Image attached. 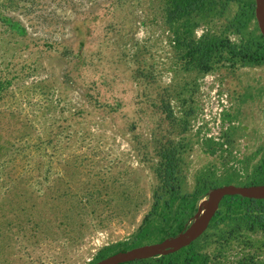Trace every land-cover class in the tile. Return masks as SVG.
Returning <instances> with one entry per match:
<instances>
[{
  "label": "rangeland",
  "instance_id": "rangeland-1",
  "mask_svg": "<svg viewBox=\"0 0 264 264\" xmlns=\"http://www.w3.org/2000/svg\"><path fill=\"white\" fill-rule=\"evenodd\" d=\"M165 2L0 0V264H90L130 243L164 149L177 152L183 193L205 191L190 226L213 190L264 180V63L205 72L174 41L178 30L240 45L262 34L256 8L239 28L231 1L190 31ZM195 241L228 264L264 262V233L237 219Z\"/></svg>",
  "mask_w": 264,
  "mask_h": 264
},
{
  "label": "trees",
  "instance_id": "trees-1",
  "mask_svg": "<svg viewBox=\"0 0 264 264\" xmlns=\"http://www.w3.org/2000/svg\"><path fill=\"white\" fill-rule=\"evenodd\" d=\"M231 1L239 2L242 8L236 15L239 28L247 24L249 18L254 17L256 1L254 0H166L165 12L172 22L187 26L192 31L196 23L192 24L195 16L220 12ZM174 41L184 47L185 59L189 65H195L200 70L209 72L217 63L236 67L237 65H253L264 63V36L258 35L237 45L228 37L204 33L200 38L184 37L175 31ZM160 186L154 193V202L144 216L137 233L129 243L118 242L102 248L94 264L111 254L131 248L157 243L169 237H174L190 226V219L197 210L196 204L205 191L197 186L192 193H183L181 188L179 157L175 150L164 149L161 152ZM258 184V183H254ZM261 184H264V180ZM237 219L252 231L260 230L264 233V198L248 197L240 194L225 195L212 216L208 227L226 221ZM208 233L206 232L204 236ZM231 237L218 239L221 246L229 245ZM225 250L215 253L199 249L196 241L182 248L147 258H138L119 264H228ZM234 264H264L254 254L242 253Z\"/></svg>",
  "mask_w": 264,
  "mask_h": 264
},
{
  "label": "water",
  "instance_id": "water-1",
  "mask_svg": "<svg viewBox=\"0 0 264 264\" xmlns=\"http://www.w3.org/2000/svg\"><path fill=\"white\" fill-rule=\"evenodd\" d=\"M256 1V16L259 21V25L264 36V0ZM264 187V184H253L237 186L234 184L224 185L220 188L213 190L215 197H210L204 207V213L201 216L200 213L196 216L194 222L185 231L181 232L177 236L166 238L165 240L152 244H145L131 248L129 250L119 251L108 257L99 260L94 264H119L126 261H131L138 258H147L155 255H163L175 250L182 248L190 244L195 238L202 233L214 215L215 211L218 209L221 199L227 194H240L248 197L264 198V194L254 195L250 191L257 188ZM201 216V217H200ZM203 219V223L200 225V220ZM188 236V237H187ZM184 239L182 242H179Z\"/></svg>",
  "mask_w": 264,
  "mask_h": 264
},
{
  "label": "bare ground",
  "instance_id": "bare-ground-1",
  "mask_svg": "<svg viewBox=\"0 0 264 264\" xmlns=\"http://www.w3.org/2000/svg\"><path fill=\"white\" fill-rule=\"evenodd\" d=\"M251 194H254V195H261V194H264V187L262 188H257V189H253L250 191ZM212 197L214 198L215 197V194L214 192H212L210 195H209V198ZM207 200V199H206ZM203 209V208H202ZM204 210V209H203ZM204 211H202L201 213V216L203 215ZM200 216V217H201ZM203 223V219L200 220V225ZM188 237V236H187ZM184 239H181L179 242H182Z\"/></svg>",
  "mask_w": 264,
  "mask_h": 264
}]
</instances>
